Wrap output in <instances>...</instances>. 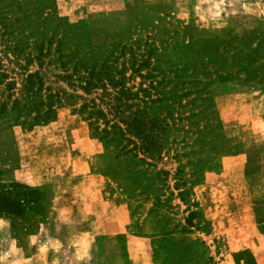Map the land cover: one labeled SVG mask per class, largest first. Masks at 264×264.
Segmentation results:
<instances>
[{
	"label": "rangeland",
	"instance_id": "rangeland-1",
	"mask_svg": "<svg viewBox=\"0 0 264 264\" xmlns=\"http://www.w3.org/2000/svg\"><path fill=\"white\" fill-rule=\"evenodd\" d=\"M55 10L70 23L85 21L98 37L124 39L140 52L144 42L157 49L182 42L192 52L207 45V59H193L191 52L180 61L162 57L159 63H173L171 68L194 64L197 72L202 70L196 75L201 80L208 76V62L214 65L223 77H213L208 93L222 133L236 147L219 158L218 170L185 183L195 207L177 195L182 189L177 178L193 177L174 176L172 149L147 169L166 174L151 171L147 183L132 191L138 196L131 202L127 189L105 169L125 164L97 158L101 146L89 138L86 122L70 106L58 107L53 120L28 130L20 125L2 128L0 114V190L18 193L22 189L12 186L18 183L36 191L27 195L35 198V205L27 202L20 216L6 214L0 206V264H138L134 259L140 239L151 264L152 250L160 255L158 263L173 264L163 246L180 253L186 248L184 259L197 257L199 251L188 245L194 240L202 243L213 264H264L262 0H55ZM208 39L212 42L205 45ZM187 208L201 219V228L188 234L179 228ZM149 209L156 227L163 224L161 230L147 224ZM89 227L92 234L82 238V229ZM162 230L171 234L158 235ZM82 241V246L75 244Z\"/></svg>",
	"mask_w": 264,
	"mask_h": 264
},
{
	"label": "trees",
	"instance_id": "trees-1",
	"mask_svg": "<svg viewBox=\"0 0 264 264\" xmlns=\"http://www.w3.org/2000/svg\"><path fill=\"white\" fill-rule=\"evenodd\" d=\"M211 42L204 40L205 45ZM133 45L124 39L98 37L85 21L68 22L57 14L55 0H0L2 128L20 125L31 129L53 120L56 109L68 105L86 122L89 138L101 146L97 158L120 159L125 164L122 169L115 168L117 165L105 169L127 189V200L137 202L134 198L138 194L132 191L147 183L151 171L156 176L166 174L147 169L154 168L164 150L172 149L177 162L174 176L193 177L191 181L177 178L176 185L182 186L177 195L188 207H195L187 198L190 188L185 183H196L205 171L218 170L219 158L236 147L222 133L208 93L213 77L223 76L215 72L211 62L207 65L210 73L207 70L208 76L202 80L196 76L202 70L197 72L194 64L175 63L171 68L173 63L168 67L159 63L162 57H169L168 62L172 58L180 61L192 52L190 44L175 42L169 48L157 49L144 42L141 52ZM199 49L190 56L207 59L210 48ZM135 78H139L137 83ZM186 166L190 167L187 171ZM247 179L253 181V177ZM12 186L22 190L14 194L0 190V206L6 214L20 216L27 202H36L27 197L36 191L18 183ZM186 211L179 228L188 234L201 226V219L197 211ZM151 213L149 209L147 224L156 227ZM162 228L163 224L156 227ZM170 234L164 230L158 233ZM188 245L199 251L197 257L184 259V247L181 253L166 246L162 250L172 254L173 264H213L200 241ZM159 256L152 250L153 264H165L161 259L158 263Z\"/></svg>",
	"mask_w": 264,
	"mask_h": 264
},
{
	"label": "crops",
	"instance_id": "crops-1",
	"mask_svg": "<svg viewBox=\"0 0 264 264\" xmlns=\"http://www.w3.org/2000/svg\"><path fill=\"white\" fill-rule=\"evenodd\" d=\"M89 230V232H88ZM93 229L92 227H89L88 229H82V232L80 233V235L82 236V238H85V236L87 237V234H92ZM55 238H51L50 241H54ZM84 242H77L75 243L78 246H82ZM138 244V255L136 253V258L134 259V262H137L138 264H151V262L149 261V259L146 256V252H145V243L144 241H142L141 239L138 240L136 242Z\"/></svg>",
	"mask_w": 264,
	"mask_h": 264
},
{
	"label": "clouds",
	"instance_id": "clouds-1",
	"mask_svg": "<svg viewBox=\"0 0 264 264\" xmlns=\"http://www.w3.org/2000/svg\"><path fill=\"white\" fill-rule=\"evenodd\" d=\"M221 2H223V0H221ZM217 15H219V13H217ZM3 223V221H0V224H2ZM3 258L2 257H0V260H2Z\"/></svg>",
	"mask_w": 264,
	"mask_h": 264
}]
</instances>
